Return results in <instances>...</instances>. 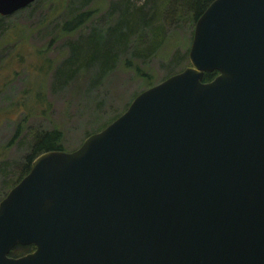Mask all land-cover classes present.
<instances>
[{"label":"water","instance_id":"95a60500","mask_svg":"<svg viewBox=\"0 0 264 264\" xmlns=\"http://www.w3.org/2000/svg\"><path fill=\"white\" fill-rule=\"evenodd\" d=\"M191 34L187 65L34 158L0 201V264H264V0H210Z\"/></svg>","mask_w":264,"mask_h":264},{"label":"trees","instance_id":"16d2710c","mask_svg":"<svg viewBox=\"0 0 264 264\" xmlns=\"http://www.w3.org/2000/svg\"><path fill=\"white\" fill-rule=\"evenodd\" d=\"M49 1H52L49 14L42 17L35 26L23 28L18 24L10 25L6 22L10 15H0V47L12 43L11 50H18L19 47L23 49L25 41L31 36L28 33L33 30L39 32L52 25L46 35L49 37L47 45L37 48L40 60L32 63V88L26 90L28 94L22 103L26 106L24 117L17 123L9 142L3 146L9 147L13 140L23 134L28 139L29 150L22 161H15L14 168L11 169L14 174L3 180L6 185L12 184L11 187L29 172L36 156L46 150H66L65 135L57 125L52 128H39L28 124L27 133L23 132L24 124L35 114L34 111L43 113L50 108L51 103L43 90V82L47 76L51 79L53 90L65 91L66 87L81 78H87L88 87L94 88L122 62L125 68L133 69L135 75L150 86L153 84L152 75L142 64L172 44L175 47L166 57L168 62L171 66L187 64V49L194 20L210 0H109L110 20L105 26L95 24L93 19L100 12V0H36L22 9L43 2L47 4ZM89 22L94 24L88 25ZM86 25L88 29L80 33L79 29L83 30ZM184 27L189 28V36L187 45L181 50L177 45H183L184 42H173L171 34ZM24 32L28 35L23 34ZM57 40L62 41L67 48L65 56L60 59L48 55ZM20 55L21 51L15 54L19 61ZM124 55L127 57L122 58ZM171 73L174 70L169 72ZM215 74V70L204 72L201 79L210 80ZM119 115L112 117L104 126ZM1 161H5L6 166L13 162ZM34 248L32 244H17L10 250V255H24Z\"/></svg>","mask_w":264,"mask_h":264},{"label":"rangeland","instance_id":"374dc122","mask_svg":"<svg viewBox=\"0 0 264 264\" xmlns=\"http://www.w3.org/2000/svg\"><path fill=\"white\" fill-rule=\"evenodd\" d=\"M70 1V0H69ZM52 1L45 4L28 7L22 10H16L6 18V22L10 25H21L23 28L35 26L39 20L49 14ZM109 0H100L98 12L94 19L95 24L99 23L103 26L107 25L109 19ZM89 22L88 25L94 24ZM79 29V32H85L88 29ZM51 26L42 28L37 32L33 30L30 39L25 41L24 48L19 47L18 50H11L12 43L0 47V199L10 190L11 185H6L3 180L6 176L14 173L15 161H22L25 153L29 150L27 147L28 139L26 134L19 136L13 140L9 147L3 146L9 142L14 133L17 123L24 117L26 106L23 101L26 98L28 88H32L33 73L30 72L32 65L40 60L37 54V48L46 46ZM189 28L176 30L172 33L173 42L179 40L183 45H177L181 50L187 45ZM28 35L27 33H23ZM45 35V36H44ZM49 52L52 58H62L65 56L67 48L62 41H55ZM174 44L165 51H160L153 55L151 59L142 64L148 70L152 77L151 82H158L166 77L171 70L176 72L180 64L171 66L166 58L174 49ZM21 51V55L15 56ZM127 57L124 55L122 58ZM188 60V59H187ZM188 62V61H187ZM33 63V64H32ZM51 79L47 76L43 82V90L47 100L51 105L48 110L40 113L38 110L24 124L23 132L27 133L28 124L39 128H52L59 126L65 135L64 146L66 150H72L78 147L90 132L101 130L104 125L115 115L123 113L134 99V95L147 86V82L138 78L133 69L125 68L122 62L107 75V77L94 88L87 85L88 79L81 78L73 84L65 88V91L53 90L51 88ZM1 160L13 161L6 166ZM6 168V169H5Z\"/></svg>","mask_w":264,"mask_h":264},{"label":"flooded vegetation","instance_id":"af4514ba","mask_svg":"<svg viewBox=\"0 0 264 264\" xmlns=\"http://www.w3.org/2000/svg\"><path fill=\"white\" fill-rule=\"evenodd\" d=\"M32 251V250H31Z\"/></svg>","mask_w":264,"mask_h":264}]
</instances>
